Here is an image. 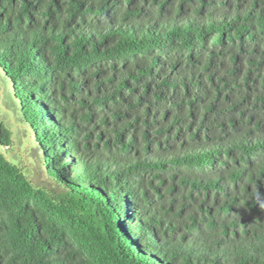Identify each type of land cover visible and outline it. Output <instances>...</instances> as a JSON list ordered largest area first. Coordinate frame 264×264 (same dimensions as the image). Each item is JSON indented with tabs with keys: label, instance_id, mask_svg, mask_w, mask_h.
<instances>
[{
	"label": "trees",
	"instance_id": "trees-1",
	"mask_svg": "<svg viewBox=\"0 0 264 264\" xmlns=\"http://www.w3.org/2000/svg\"><path fill=\"white\" fill-rule=\"evenodd\" d=\"M0 67L67 188L0 151V264H264V0H0Z\"/></svg>",
	"mask_w": 264,
	"mask_h": 264
},
{
	"label": "rangeland",
	"instance_id": "rangeland-1",
	"mask_svg": "<svg viewBox=\"0 0 264 264\" xmlns=\"http://www.w3.org/2000/svg\"><path fill=\"white\" fill-rule=\"evenodd\" d=\"M15 91L16 88L0 67V125L4 123L7 126L12 141L10 145L0 143V151L18 164L35 186L43 187L56 196L64 193L67 188L49 173L43 161L46 151L38 139L35 126L24 119Z\"/></svg>",
	"mask_w": 264,
	"mask_h": 264
}]
</instances>
